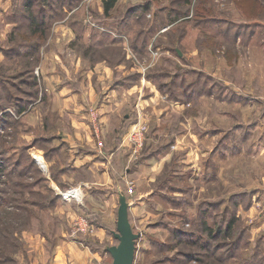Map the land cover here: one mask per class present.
<instances>
[{
    "label": "rangeland",
    "instance_id": "obj_1",
    "mask_svg": "<svg viewBox=\"0 0 264 264\" xmlns=\"http://www.w3.org/2000/svg\"><path fill=\"white\" fill-rule=\"evenodd\" d=\"M104 1L0 0V264L112 263L120 193L134 264H264V0ZM62 86L92 97L89 123ZM35 88V113L10 112Z\"/></svg>",
    "mask_w": 264,
    "mask_h": 264
},
{
    "label": "crops",
    "instance_id": "obj_2",
    "mask_svg": "<svg viewBox=\"0 0 264 264\" xmlns=\"http://www.w3.org/2000/svg\"><path fill=\"white\" fill-rule=\"evenodd\" d=\"M134 13L131 14V16L133 15ZM5 21H3V24L4 25ZM3 28V27H2ZM2 32L4 33L5 32V28H3ZM116 44H120L121 47H126L125 45V38L122 39L120 42L116 43ZM138 47V46H136ZM130 53H127L126 52V55L125 57L126 58H129V55ZM3 56V55H2ZM4 58V57H3ZM3 60V59H2ZM121 66L118 67L117 70H119V73L121 72V70H123L124 72H129V70H126V69H123L124 67L123 66H126L125 64H122V62L119 64ZM109 68H106V74L107 76H109L110 74H112V72L114 73L113 70L109 69ZM126 70V71H125ZM98 72V71H97ZM46 74H48L46 72ZM93 73L90 71L87 72V76L91 79ZM105 74V73H104ZM55 77H59V75L57 73H54ZM92 75V76H91ZM53 84V83H52ZM87 82H86V78L83 80V88H82V94L85 95V91H86V96L88 95V91H90V89L88 88V86L86 85ZM92 85H93V82H92ZM131 87V85L129 86ZM5 88V87H4ZM122 85L121 84H117L115 86V88H113L112 90H110L109 92L105 93V99L103 98L102 100H96L98 101L99 105H98V108H97V111L99 112L100 114V119L101 120H109V121H116L117 118H118V112L120 111V108H122L124 105H125V99L127 96H129V94L125 92L122 93ZM69 89L68 87L66 86H62V87H59V88H55V89H52L50 90V97L52 100H54L55 102H61V113L63 112V114L65 113V115L69 114L70 118L69 120L72 122V118H75V117H78V118H89V121L88 123L90 122V112L88 113L86 110H82V108H85V106H92V104L94 103V100L92 99V97H89L88 99H85L83 102L81 100H78L79 98V95L80 93L77 92H74V91H71L69 93ZM133 90V89H132ZM37 92H40V95H37ZM53 92V93H52ZM54 95V96H53ZM53 96V97H52ZM92 96V95H91ZM7 97V96H6ZM33 100V101H32ZM42 97H41V91H38V89H34V94H33V98H31L30 100H25L26 102H24V99H22L21 97V102L18 104L17 108H14V107H11L10 109V112L12 111V113L16 116V112H18V115H23V118L26 116V114L28 113V109L27 107H25V105H28L30 103H33V105L31 104L30 108L32 109V112L35 113V108L37 106H41L42 103ZM1 102V101H0ZM14 108V109H13ZM35 116V114H34ZM1 117H4V116H1ZM5 118V117H4ZM4 118H1L4 120ZM34 120H35V123H36V119L34 117ZM79 120V119H78ZM76 121V120H75ZM75 121H73V123H75ZM39 122V121H38ZM76 124V123H75ZM106 129V127H105ZM91 131V132H90ZM88 131L87 135L89 140H88V144H93L94 147L97 148V142L96 140H94L92 138V135L94 136V133L92 128L91 130ZM2 132V131H1ZM102 134H96L97 136H99V138H101V136H106V134H103L105 132L104 128L101 130ZM82 135H84V133L82 134H79L78 136L81 137ZM104 138V137H103ZM71 144V148H70V154L73 152V151H76L77 150V144H79V142H77V140L75 139H70V138H67ZM98 149V148H97ZM100 151V150H99ZM118 156V155H117ZM43 158V157H42ZM91 156L90 155H87V156H82V158H76L75 161L78 162V164L80 162H86L88 160H91ZM109 158V157H108ZM107 157H105V159H108ZM44 161V160H43ZM113 161H115V158H113ZM107 162V161H106ZM96 161H91L89 167L92 168V169H95V166L98 168L99 165H96L95 164ZM106 179V177H105ZM85 183V182H84ZM108 195H106V198H107V201H109V203H113V199L114 198H111V197H107Z\"/></svg>",
    "mask_w": 264,
    "mask_h": 264
},
{
    "label": "water",
    "instance_id": "obj_3",
    "mask_svg": "<svg viewBox=\"0 0 264 264\" xmlns=\"http://www.w3.org/2000/svg\"><path fill=\"white\" fill-rule=\"evenodd\" d=\"M129 208L127 196L120 193L117 229L113 232L118 243L107 248L113 259L110 264H134L135 262L137 240L140 233H135L133 230L129 218Z\"/></svg>",
    "mask_w": 264,
    "mask_h": 264
},
{
    "label": "trees",
    "instance_id": "obj_4",
    "mask_svg": "<svg viewBox=\"0 0 264 264\" xmlns=\"http://www.w3.org/2000/svg\"><path fill=\"white\" fill-rule=\"evenodd\" d=\"M117 0H105L104 1V4H105V9H106V12H109L114 6H115V3H116ZM35 29V27H34ZM36 30V29H35ZM28 53V51H26V54ZM34 74V73H33ZM26 106V105H25ZM3 116V115H2ZM4 118V117H2ZM2 120V119H1ZM43 161V159L41 157L38 158V161Z\"/></svg>",
    "mask_w": 264,
    "mask_h": 264
},
{
    "label": "built area",
    "instance_id": "obj_5",
    "mask_svg": "<svg viewBox=\"0 0 264 264\" xmlns=\"http://www.w3.org/2000/svg\"><path fill=\"white\" fill-rule=\"evenodd\" d=\"M65 195V197H67V198H69V199H71V198H73V197H77V194L72 190V191H68L67 193H64ZM84 222H86V220L85 219H82ZM86 226H87V224H86ZM82 231H85V229H84V227L82 226V224L80 223V227H79Z\"/></svg>",
    "mask_w": 264,
    "mask_h": 264
},
{
    "label": "bare ground",
    "instance_id": "obj_6",
    "mask_svg": "<svg viewBox=\"0 0 264 264\" xmlns=\"http://www.w3.org/2000/svg\"><path fill=\"white\" fill-rule=\"evenodd\" d=\"M43 164H44V163H43ZM40 165H41V164H40ZM41 166H42V165H41ZM42 167H43V166H42ZM46 169H47V168H46V167H44V170H45V171H47Z\"/></svg>",
    "mask_w": 264,
    "mask_h": 264
}]
</instances>
